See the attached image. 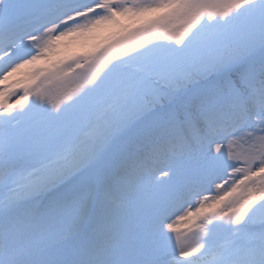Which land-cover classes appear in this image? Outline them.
I'll list each match as a JSON object with an SVG mask.
<instances>
[{"label":"snow or ice","instance_id":"1","mask_svg":"<svg viewBox=\"0 0 264 264\" xmlns=\"http://www.w3.org/2000/svg\"><path fill=\"white\" fill-rule=\"evenodd\" d=\"M0 264H264V0H0Z\"/></svg>","mask_w":264,"mask_h":264},{"label":"rangeland","instance_id":"2","mask_svg":"<svg viewBox=\"0 0 264 264\" xmlns=\"http://www.w3.org/2000/svg\"><path fill=\"white\" fill-rule=\"evenodd\" d=\"M178 227H183V225H178Z\"/></svg>","mask_w":264,"mask_h":264}]
</instances>
